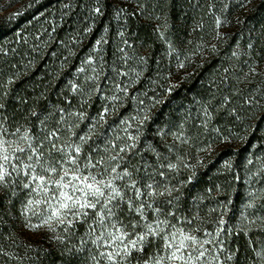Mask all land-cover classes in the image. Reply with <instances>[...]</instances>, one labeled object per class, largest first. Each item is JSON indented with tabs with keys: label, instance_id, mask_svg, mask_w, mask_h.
<instances>
[{
	"label": "rangeland",
	"instance_id": "374dc122",
	"mask_svg": "<svg viewBox=\"0 0 264 264\" xmlns=\"http://www.w3.org/2000/svg\"><path fill=\"white\" fill-rule=\"evenodd\" d=\"M171 1L170 6L169 0H112L106 14L100 8V0H83L79 19L80 16L72 15V0H0V23L8 27L7 35L0 41V54L9 57L19 50L29 52L28 65L22 62L20 66H12L7 83L30 77L37 70V64L44 61L45 68L38 73L39 77L43 78L41 72L47 70L49 74L65 77V88L78 103L68 111H60L59 115L69 125L76 124L77 130L86 127L81 137L92 134L96 141L110 138L112 152L108 157L116 155L120 147L133 143L129 135L138 136L135 148L119 154L123 159L118 158L117 171L128 168L132 178L139 181V187L153 181L174 186L177 191L172 196L179 199H173L171 205L162 201L172 197L164 196L156 201L162 209L160 218L165 219L164 214L168 212L174 213L167 217L172 224L186 230L199 229L192 234L202 240H212L205 233L216 236L217 228H224L205 247L219 257V264H230L233 259L227 257L232 255L222 246V237L235 211H244L253 202L256 207L248 208L251 214L244 219L245 227L264 234V225L256 220L257 216L264 215L258 211L264 205L261 198L264 197V171L261 170L264 164V49L260 48L262 44L258 45L260 41L264 43V12L254 14V9L264 0ZM134 12H138L140 27L151 29L152 42L157 44L154 65L149 58L150 39L128 29L129 16H134ZM69 19L73 25L62 26ZM102 19L105 26L96 32ZM63 28H66L61 33L63 39L54 41L57 30ZM97 40L101 41L99 45ZM207 60L212 64L205 72ZM191 76L198 79L197 91H191L187 99L174 100L173 91L191 80ZM119 108L125 111L121 113ZM155 116L153 132L160 139L153 142L147 135L146 123H151ZM25 134L31 138L28 129L10 131L0 125V138L18 142L21 147L27 146L21 139ZM193 134H200L206 145H198ZM31 142L43 148L47 157L42 144L32 138ZM87 142L82 144V150L87 149ZM67 144L77 143L70 137L60 146ZM227 148L232 151L231 155H225ZM249 159L252 164L248 163ZM168 164L178 167L169 169ZM210 165L213 168L209 180L216 184L201 188L199 176ZM160 172L165 175L160 176ZM126 181L127 178L117 183ZM233 182L236 187L226 193L225 185ZM187 190L191 195L186 194ZM239 194L241 201L237 210L233 207ZM29 198L40 197L36 193L30 197L27 190L22 191L16 224L19 229L14 233L19 244L14 242V245L32 247L46 237L51 240L65 237L64 226H56L55 232L44 226L37 231L26 226L29 222L40 223L39 215L31 212L27 213L28 221L25 219L24 205ZM36 211L39 213L41 208ZM203 212L208 216H203ZM129 219L127 213L121 220L128 223ZM148 219L155 217L148 216ZM221 219L224 224H219ZM186 220L192 223L187 224ZM253 220L256 222L250 223ZM81 240L88 254L85 264H92L90 257L96 253V247L86 232ZM152 244L151 256L162 254L163 241L156 239ZM256 261L264 264V244L260 245ZM131 264L137 262L133 259Z\"/></svg>",
	"mask_w": 264,
	"mask_h": 264
},
{
	"label": "snow or ice",
	"instance_id": "6c2138e0",
	"mask_svg": "<svg viewBox=\"0 0 264 264\" xmlns=\"http://www.w3.org/2000/svg\"><path fill=\"white\" fill-rule=\"evenodd\" d=\"M96 43L99 45L101 41L97 40ZM128 138L133 143L120 147L116 155L95 160L91 154H85L82 158V144L86 142V137H80L81 144L60 146L56 142L59 139L57 132L48 133L45 137L50 145L47 157L42 148L33 146L27 134L21 137L26 142V147L0 138V188H7L15 174L20 178V187L27 190L30 197L32 193L40 197L29 198L24 205L26 221L28 212L40 217L39 224L29 222L26 225L34 231L44 226L50 232H55L56 226H64V232L67 233L77 222L86 224V235L96 247V253L90 257L92 264H131L134 254L143 253L145 247L156 239L163 241L162 254L149 257L144 264H211L212 261L219 264V257L212 255L205 246L212 244L225 231L224 228L218 227L216 236L210 232L205 233L212 240H202L192 234L199 229L186 230L183 226L172 224L167 217L174 216V213L168 212L164 214L166 218L161 219L162 209L156 201L160 197H172L162 201L171 205L173 199H179L178 196H172L177 189L156 181L139 187V181L132 178L133 174L128 168L117 171L120 168L118 158L123 159L119 154L128 148H135L138 136L129 135ZM113 161L117 163L113 165ZM248 163L252 164L253 161L249 159ZM167 167L176 169L178 166L168 164ZM261 170L264 171V164ZM159 175L163 177L165 173L160 172ZM126 178L125 183H117ZM191 179L189 177V182ZM125 207L130 216L128 223L118 216V212H123ZM245 207L254 208L256 205L250 201ZM260 207L264 208V205ZM37 208H41L39 213ZM149 210L154 215V220L148 219ZM242 219L246 220L248 217L242 216ZM256 220L264 225V216H257ZM185 222L192 223L191 220ZM219 224H224V221L221 219ZM231 230V227L227 228V231ZM0 254H4L2 248ZM140 259L142 257L137 259V264H140ZM227 259L231 260L232 256Z\"/></svg>",
	"mask_w": 264,
	"mask_h": 264
},
{
	"label": "trees",
	"instance_id": "16d2710c",
	"mask_svg": "<svg viewBox=\"0 0 264 264\" xmlns=\"http://www.w3.org/2000/svg\"><path fill=\"white\" fill-rule=\"evenodd\" d=\"M110 1L112 0H100V8L106 14L110 11ZM83 0H72V12L74 15L80 16L78 13H81L83 10ZM173 2L169 0L171 6ZM45 6V5H44ZM173 7V6H172ZM43 9V8H41ZM264 12V1L257 5L254 9V14L257 13L260 15ZM35 15V14H34ZM75 16V17H76ZM252 17V16H251ZM249 17L248 19H250ZM138 12H134V16H129V23L127 24L128 29L132 32H138L141 36H146L147 39H150L152 42V33L151 29L148 27H140V19ZM70 20V19H69ZM66 21L62 26L70 27L73 25V21ZM75 22V21H74ZM83 20H81L82 25ZM20 25V24H19ZM104 21L99 20L96 28V32H99L104 27ZM58 29L54 35L56 40H62L61 33L65 30ZM8 27L3 23H0V41L4 35H7ZM58 42V41H57ZM262 44V45H260ZM151 54L149 56L150 62L152 65L156 62L155 53H157V44L152 42L150 44ZM260 48L264 49V43L259 42ZM29 52L26 50H19L18 53H15L12 56L5 57L2 53L0 54V68L4 69V72H1L0 69V125L7 127L10 131H15L16 129L26 130L28 129L30 136L33 140L37 141L38 144L44 146V150L48 152L50 145L45 140V137L48 133L56 131L59 139L56 141L58 145L64 143V140L74 138V141L77 144L79 139L86 130V127L83 129L77 130L76 124L69 125L68 121L61 117L60 111L67 110L70 107L77 106L78 100L72 96L69 91L66 90V78L63 76H57L54 74H49L50 70H47L42 73L43 78L38 76L40 71H43L45 68V61L43 63L37 64V70L35 73H31L30 77L21 78L18 80L16 78L15 83H7L9 74H12V66L18 65L21 63L25 66L27 64V55ZM6 60V61H4ZM207 67L212 64L210 60L206 61ZM53 67H56V64H53ZM151 67V66H150ZM50 68V67H49ZM31 70V69H30ZM51 70L55 71V68ZM202 74L204 72H201ZM195 76H191V80H187L185 83H182L175 91H173V99H187L191 95V91H197L198 79L194 80ZM65 85V86H64ZM75 99V100H74ZM74 100V103H73ZM167 108V107H165ZM121 110V113L125 109ZM115 112V111H114ZM156 117H153L151 123L147 122V135L149 139H154L153 142L158 141L159 136L153 132V123L156 120ZM166 117V116H165ZM115 124L113 125V127ZM79 133V134H78ZM195 135V136H194ZM200 134H193L194 139L198 145L203 144ZM91 135L86 136V142L88 145L87 149H83L82 156L85 154H91L93 159H99L101 155H104L105 158H108V154L112 152L111 149V140L110 138H100L99 142L95 140ZM199 136V137H198ZM107 145V146H106ZM204 143L202 146H205ZM98 146V147H97ZM97 148L98 150H96ZM106 149L108 152H104ZM43 150V148H42ZM95 151V153H94ZM148 154V153H146ZM145 154V155H146ZM232 151L229 148L225 150V155H231ZM107 156V157H106ZM213 166H206L200 174V184L201 188H204L205 184H216L215 181H210L209 175ZM137 172V168H133ZM141 170V169H140ZM136 174V173H135ZM15 175V174H14ZM18 177H12L9 181V186L7 188H0V248L3 249L4 254H0V264H85V260L88 258V254L85 253V247L83 248L81 243V238L86 232L87 225L84 223L77 222L73 229H69V232H65V237L60 240L49 239L48 237L43 240H39L36 243L32 244V247H25L20 245L16 247L14 244H19L15 242L14 233L15 229H19V225H16L19 219L18 208L19 198L24 189L20 187ZM15 181V183H13ZM210 181V182H209ZM213 185V186H214ZM236 183L233 182L230 185H225L226 193H230L232 189L236 187ZM224 186V185H223ZM187 190L186 194L189 196L191 193ZM193 193V192H192ZM227 198V197H226ZM235 203L233 208L239 209V204L241 201V194L235 196ZM188 203L190 200H186ZM259 213H264V208L258 210ZM256 213V212H255ZM127 209L123 212H118L119 218L123 219L126 217ZM207 215L203 212V216ZM251 214V211L246 208L244 211H235L233 220L229 221L228 225L231 227L232 232L226 231L222 237L223 244L222 246L229 251L232 255V262L230 264H258L256 257L258 253L260 254V245L264 244V234L260 231H253L251 229H246V222L242 219V216H248ZM152 212L149 211L148 216H152ZM208 216V215H207ZM264 216V215H263ZM16 219V220H15ZM238 222L237 224L234 223ZM89 222H91L89 220ZM234 223V224H232ZM239 226H244V229ZM253 227V226H252ZM15 242V243H14ZM152 241L145 247L143 253H135L134 263L137 262V259H140V264L149 260L153 253Z\"/></svg>",
	"mask_w": 264,
	"mask_h": 264
}]
</instances>
